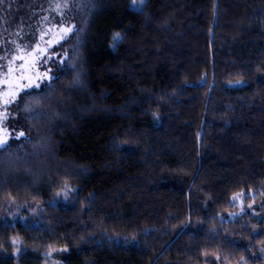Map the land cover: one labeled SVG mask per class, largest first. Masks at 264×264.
Here are the masks:
<instances>
[{"label": "trees", "instance_id": "1", "mask_svg": "<svg viewBox=\"0 0 264 264\" xmlns=\"http://www.w3.org/2000/svg\"><path fill=\"white\" fill-rule=\"evenodd\" d=\"M131 1L0 0V71L44 19L75 25L11 107L0 264L14 240L18 264H264V0ZM10 203L42 207L11 225Z\"/></svg>", "mask_w": 264, "mask_h": 264}, {"label": "rangeland", "instance_id": "2", "mask_svg": "<svg viewBox=\"0 0 264 264\" xmlns=\"http://www.w3.org/2000/svg\"><path fill=\"white\" fill-rule=\"evenodd\" d=\"M145 3V0H143L142 6L134 4V0L130 2V8L131 9H140L143 7ZM73 25L72 23L66 22V23H60V24H54L53 21H48V19H44L41 23V27L39 29L38 33V40L34 43V45L27 49L22 50L18 49L17 53L12 56V58L8 61V64L6 68L1 69L0 71V134L5 135L8 137V140L5 141V144L10 141L9 139L12 137V134H14V138L18 136L16 133L17 128L15 126V112L11 111V107L14 104V102L17 100L19 94L24 93V91L38 88L36 85H31L29 88H21L19 91L15 93V99H12V97L9 95V92L13 90L14 84L10 83L11 81H14L15 84H27L28 80L24 79L23 77L27 75H31L36 77L38 73L43 72H49V75L53 77L54 75V64H57L61 62L60 59L63 57L61 54V50L59 48V44H61L63 41H65L69 35L75 30V25H73V31L69 32L67 36H65L63 39H60L54 43L49 44L50 40H55V37L60 35L61 33V25H64L67 27V25ZM43 49L44 51H41ZM55 53V56H52L51 53ZM15 57V58H14ZM21 78V79H17ZM38 84L41 86L43 83L50 79H39ZM39 86V87H40ZM21 137V136H19ZM4 148V147H3ZM1 149V148H0ZM71 190H62L58 196L55 198V202L58 201L64 202L66 204H70L73 202L71 200ZM244 194L241 195V199L239 201H232L233 206L235 209H237L235 215H227L228 221H233L234 218H238L242 215H244L246 210H249L252 214L254 213V210L252 207L244 208L243 214H241L238 209L240 207H243L245 205L244 203ZM36 208L30 211H27L28 214H25L23 210H25L24 206H16L15 203H10L9 208L10 213L8 215V220L11 225H14L15 223L22 222L27 223L28 221L32 220L35 217L36 210H41L40 205H36ZM227 221V220H226ZM35 224V223H34ZM12 252L16 256L15 264H18L19 260L18 258L21 255L22 247L18 241H12ZM237 264H244L243 262H239Z\"/></svg>", "mask_w": 264, "mask_h": 264}, {"label": "snow or ice", "instance_id": "3", "mask_svg": "<svg viewBox=\"0 0 264 264\" xmlns=\"http://www.w3.org/2000/svg\"><path fill=\"white\" fill-rule=\"evenodd\" d=\"M134 4L142 6L143 0H134ZM63 7H69L68 3L65 2L63 4ZM76 7L77 8H83V7L93 8V7H95V5L94 4L82 5V4L78 3L76 5ZM60 28H61L60 35L56 36L55 40H50L49 44L54 43V42H56V41H58L60 39H63L65 36L68 35L69 32L73 31V25H71V24L67 25V27H65L64 25H61ZM119 36H120L119 33H115L114 34V37H116V38H119ZM41 51H44V50L41 49ZM51 55L55 56L56 54L53 52V53H51ZM60 59L64 60V57H61ZM23 78L28 80L27 84H15L14 81L10 82V83L14 84L13 90L9 92V95L12 97V99H15V93L17 91H19V89H21V88H25L26 89V88H29L31 85H36L37 87H39L40 85L38 84L37 78H39V79H52L53 77L50 76L49 72L46 71V72H43V73H38L36 77L31 76V75H27V76H25ZM17 79H21V78H17ZM79 82H80V73L78 71L73 72L72 83H79ZM238 82L239 81H230V83H238ZM43 98H44L43 96H29L28 99L24 102L25 110H27L29 112H32V111H35L37 108L43 107V105H42ZM36 114H39V113L37 112ZM16 135L19 137V136H23L24 133L21 131V132L16 133ZM7 140H8L7 136L0 134V148L7 147V145L5 144V141H7ZM35 143L37 145H39L40 141H36ZM248 192L251 193L252 189L249 188ZM242 194H243V190L241 191L240 194L233 193V200L234 201H239L241 199V195ZM249 207H251V202H249ZM238 211L241 214H243L244 208L240 207L238 209ZM235 214L236 213H229L230 216L231 215H235Z\"/></svg>", "mask_w": 264, "mask_h": 264}]
</instances>
